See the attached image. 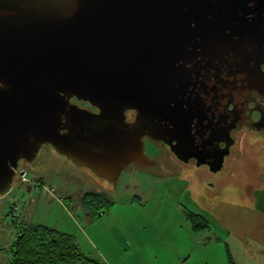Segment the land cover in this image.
<instances>
[{
    "label": "water",
    "instance_id": "obj_1",
    "mask_svg": "<svg viewBox=\"0 0 264 264\" xmlns=\"http://www.w3.org/2000/svg\"><path fill=\"white\" fill-rule=\"evenodd\" d=\"M262 26L264 0H0V200L19 161H36L44 146L115 187L130 165L152 166L146 137L195 159L182 167L205 188L224 194L244 181L247 191L246 154L238 144L225 161L230 153L196 143L185 98L193 60L242 52L264 38Z\"/></svg>",
    "mask_w": 264,
    "mask_h": 264
},
{
    "label": "rangeland",
    "instance_id": "obj_2",
    "mask_svg": "<svg viewBox=\"0 0 264 264\" xmlns=\"http://www.w3.org/2000/svg\"><path fill=\"white\" fill-rule=\"evenodd\" d=\"M239 142L240 153L246 154L241 171L251 184L243 191L244 181H237L224 194L205 188L198 171H186L165 148L153 144L146 145V153L160 163L157 167H132L108 188L52 146H44L36 161L22 166L26 175L19 171L12 192L0 200V264H10V246L22 228L32 224L73 235L88 258H96L95 246L133 241L132 228L191 213L205 217L210 231L220 237L211 241L218 256L224 250L233 264H264V145L246 136ZM89 193H100L113 204L106 215L94 217L85 204ZM229 232L230 252L223 239ZM211 235L200 230L199 241Z\"/></svg>",
    "mask_w": 264,
    "mask_h": 264
},
{
    "label": "flooded vegetation",
    "instance_id": "obj_3",
    "mask_svg": "<svg viewBox=\"0 0 264 264\" xmlns=\"http://www.w3.org/2000/svg\"><path fill=\"white\" fill-rule=\"evenodd\" d=\"M190 68L192 81L185 101L193 108L191 132L196 143L203 145L211 142L216 151L230 153L226 161L236 154L240 135L244 131L264 139V38L245 45L242 52L230 51L225 58L215 62L200 58L193 60ZM72 102L92 112L98 111L90 103L79 102L76 98ZM184 109L189 110V107L185 105ZM126 113L127 121L130 122L137 116L135 111ZM144 140L145 146L153 144L163 147L168 156L177 158L168 145L148 137ZM145 155L149 163L153 162L152 166L139 167L132 164L128 170L132 167L152 169L160 164L155 157L147 155L146 148ZM178 161L182 165L196 166L195 159L187 163ZM19 162L16 174L22 171L24 176L26 173L22 166L29 163L25 160ZM201 167L210 170L209 166Z\"/></svg>",
    "mask_w": 264,
    "mask_h": 264
},
{
    "label": "crops",
    "instance_id": "obj_4",
    "mask_svg": "<svg viewBox=\"0 0 264 264\" xmlns=\"http://www.w3.org/2000/svg\"><path fill=\"white\" fill-rule=\"evenodd\" d=\"M188 223L191 225L187 215H184V218L175 221L154 222L141 228H132L129 231H135L131 235L133 241L125 240L126 244L121 245L117 242H105L102 249L95 246L96 258L90 257V262L84 264H219V257L220 264H229L231 255L228 261L224 250L220 256L217 251L212 250L215 247L211 245V241L221 239L216 238V232L210 231L211 226L201 230L211 232V237L199 241V232L194 231L193 226H188ZM229 237L230 232L223 239L230 252ZM79 248L81 249L80 246ZM92 252V249L88 250V253ZM83 254L88 258L84 252ZM231 263L233 264V260Z\"/></svg>",
    "mask_w": 264,
    "mask_h": 264
},
{
    "label": "trees",
    "instance_id": "obj_5",
    "mask_svg": "<svg viewBox=\"0 0 264 264\" xmlns=\"http://www.w3.org/2000/svg\"><path fill=\"white\" fill-rule=\"evenodd\" d=\"M85 204H89L96 219L106 215L113 205L100 193L87 194ZM187 218L196 232L210 227L200 214H187ZM9 252L10 264H84L91 260L83 254L74 236L44 224L23 227Z\"/></svg>",
    "mask_w": 264,
    "mask_h": 264
}]
</instances>
